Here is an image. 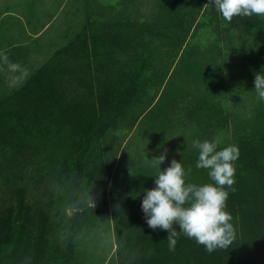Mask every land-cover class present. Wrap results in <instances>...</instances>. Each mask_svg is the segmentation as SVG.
I'll use <instances>...</instances> for the list:
<instances>
[{"label":"trees","instance_id":"obj_1","mask_svg":"<svg viewBox=\"0 0 264 264\" xmlns=\"http://www.w3.org/2000/svg\"><path fill=\"white\" fill-rule=\"evenodd\" d=\"M135 1L82 0L80 31L22 87L0 92V264H76L80 236L104 216L113 264H264V100L242 117L224 101L227 92L258 96L264 15L228 22L203 7L209 0H150L142 16ZM245 41L254 57L242 71L228 53ZM134 127L151 150L116 160ZM182 127L195 133L176 143ZM196 139L240 153L226 201L235 239L212 253L183 233L170 251L167 231L149 228L141 209L156 186L151 159L165 149L161 171L175 159L186 183H214L196 168Z\"/></svg>","mask_w":264,"mask_h":264},{"label":"clouds","instance_id":"obj_2","mask_svg":"<svg viewBox=\"0 0 264 264\" xmlns=\"http://www.w3.org/2000/svg\"><path fill=\"white\" fill-rule=\"evenodd\" d=\"M213 5L228 22L234 16L264 15V0H209L203 7ZM0 60L7 66L6 69L0 67V72L7 71L9 88L22 87L30 75L28 69L10 61L3 52H0ZM254 89L264 100V75L261 72L255 74ZM192 147L199 151L196 168L209 170L208 176L214 183H186L185 169L175 159L161 171L159 166L167 156L165 149L161 155L151 159L158 166L156 186L144 190L141 209L149 228L167 231L170 251L175 249L179 235L183 233L212 253L216 249L228 248L235 239V228L231 214L226 211V201L229 191H235L234 162L240 153L236 145L217 150V143L208 140L201 142L196 139ZM187 171L191 173V168Z\"/></svg>","mask_w":264,"mask_h":264},{"label":"rangeland","instance_id":"obj_3","mask_svg":"<svg viewBox=\"0 0 264 264\" xmlns=\"http://www.w3.org/2000/svg\"><path fill=\"white\" fill-rule=\"evenodd\" d=\"M108 2H114L116 0H107ZM70 2V0H68ZM81 1H72L71 7L69 6L66 10V16L69 15V19L72 20L70 28L66 26V36H71L76 32L81 22L84 20L83 9L79 3ZM82 3V2H81ZM134 3V1H133ZM136 11L138 15L145 16L151 9L150 0H136ZM61 17V16H60ZM83 23V22H82ZM244 44L240 48L229 47L228 56L230 63L236 66L242 71L245 69L246 62L254 57L253 46L250 42H243ZM15 49H4L3 53L8 55V58L12 62L20 63L23 67L27 68L29 73L34 72L46 59L48 55L44 53H51V50H29L28 55L26 52L25 57L15 58L13 55ZM13 53V54H12ZM43 54V55H40ZM0 67L7 68L0 60ZM8 73L7 71L0 72V92H11L16 88H9L8 86ZM259 96L253 91L240 93V92H227L224 96L226 108L235 116H245L247 110L254 104L255 99ZM192 131L190 128H183L180 130V134L175 135L174 142L178 143L187 140L191 135ZM195 133V132H194ZM193 133V134H194ZM222 137H229V130L221 131ZM149 136L144 131H141L137 127L133 128L128 134L122 139L119 150L117 152L116 160H123L125 156L134 157L136 155L149 153L151 146L149 145ZM112 222L108 216H104L99 219L98 224L91 228L89 231L83 233L79 238L77 247V260L76 264H113L112 257L115 252L114 236H113Z\"/></svg>","mask_w":264,"mask_h":264},{"label":"crops","instance_id":"obj_4","mask_svg":"<svg viewBox=\"0 0 264 264\" xmlns=\"http://www.w3.org/2000/svg\"><path fill=\"white\" fill-rule=\"evenodd\" d=\"M72 1L0 0V52L13 48L17 50L12 53L15 58H22L26 52L28 55L29 50H51V53H44L48 55L47 59L78 33L84 23L83 20L71 36L65 35L66 26L69 30L72 23L69 15L66 16ZM81 2L79 5L82 8Z\"/></svg>","mask_w":264,"mask_h":264}]
</instances>
